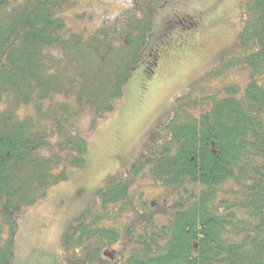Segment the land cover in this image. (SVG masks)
I'll list each match as a JSON object with an SVG mask.
<instances>
[{
	"label": "trees",
	"instance_id": "obj_1",
	"mask_svg": "<svg viewBox=\"0 0 264 264\" xmlns=\"http://www.w3.org/2000/svg\"><path fill=\"white\" fill-rule=\"evenodd\" d=\"M127 1L114 20L71 26L87 17L79 0H0V264L15 254V213L86 164L84 120L113 110L164 0ZM241 8L212 77L243 67L244 83L174 99L64 231L65 264H264V0ZM174 28L165 17L144 74Z\"/></svg>",
	"mask_w": 264,
	"mask_h": 264
},
{
	"label": "rangeland",
	"instance_id": "obj_2",
	"mask_svg": "<svg viewBox=\"0 0 264 264\" xmlns=\"http://www.w3.org/2000/svg\"><path fill=\"white\" fill-rule=\"evenodd\" d=\"M128 6L127 0H79L72 11L79 9L87 17L70 16L67 20L71 26H80L86 19L100 24L116 19ZM171 11L196 17L192 25L172 29L171 44L161 41L164 52L158 55L154 69L144 74L151 42ZM242 25L241 0L162 2L154 11L153 27L123 94L113 101V110L96 118L93 126L88 118L84 120L82 133L89 145L86 164L70 168L66 180L51 186L34 205L15 213L18 230L11 264H65L61 249L64 231L82 212L100 205L97 191L108 177L124 172L139 157L149 132L168 119L174 99L188 91L199 96L231 82L244 83L248 70L243 67L212 77ZM156 194L152 191L150 197Z\"/></svg>",
	"mask_w": 264,
	"mask_h": 264
},
{
	"label": "flooded vegetation",
	"instance_id": "obj_3",
	"mask_svg": "<svg viewBox=\"0 0 264 264\" xmlns=\"http://www.w3.org/2000/svg\"><path fill=\"white\" fill-rule=\"evenodd\" d=\"M166 17H168L169 23L177 25V27H181V26L186 27V25L190 26L193 24L194 18L196 16L194 15L192 16L190 14H184L183 16H181L176 11H171L169 14H167Z\"/></svg>",
	"mask_w": 264,
	"mask_h": 264
}]
</instances>
